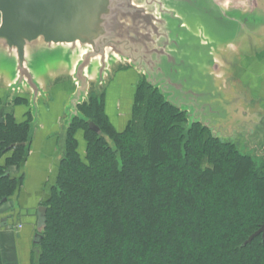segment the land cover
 <instances>
[{"label":"trees","instance_id":"16d2710c","mask_svg":"<svg viewBox=\"0 0 264 264\" xmlns=\"http://www.w3.org/2000/svg\"><path fill=\"white\" fill-rule=\"evenodd\" d=\"M105 93L91 87L78 109L109 141L72 120L44 202L35 264H264V237L243 245L264 225V155L241 152L200 122L188 128L186 113L140 77L131 118L116 130ZM27 116L22 123L11 114L0 121V154L11 151L0 165V204L20 186L6 172L27 157ZM77 130L86 142L83 157Z\"/></svg>","mask_w":264,"mask_h":264},{"label":"water","instance_id":"95a60500","mask_svg":"<svg viewBox=\"0 0 264 264\" xmlns=\"http://www.w3.org/2000/svg\"><path fill=\"white\" fill-rule=\"evenodd\" d=\"M258 24L253 10L234 0H0V85L14 99L28 98L30 141L49 86L71 79L60 160L74 118L100 132L78 105L121 65L184 111L188 128L200 122L215 137L235 144L242 136L249 149L263 154L264 137L252 134L254 121L236 78L238 52L264 36ZM36 213L34 246L42 239L46 207L40 205ZM259 235L264 237V225L243 245Z\"/></svg>","mask_w":264,"mask_h":264},{"label":"crops","instance_id":"0c3cea01","mask_svg":"<svg viewBox=\"0 0 264 264\" xmlns=\"http://www.w3.org/2000/svg\"><path fill=\"white\" fill-rule=\"evenodd\" d=\"M231 3L233 0H227ZM244 10L252 9L259 28L264 30V0H234ZM264 33V32H263ZM236 78L240 92L251 111L254 131L264 137V36L244 45L238 52ZM139 75L132 69L117 70L105 93V113L116 130H123L130 119L135 83ZM74 85L64 77L49 86L47 102L40 101L25 161L8 166L7 172L20 178V186L0 204V255L2 264H35L33 238L37 229V208L44 205L55 183L62 155L65 108ZM14 102L12 94L0 85V121L11 114L17 123L32 121L28 98ZM24 99V101H23ZM82 138V132H79ZM256 136V135H255ZM11 151L0 154L5 166ZM4 221V222H3ZM5 223V224H3ZM21 225V228L17 226Z\"/></svg>","mask_w":264,"mask_h":264},{"label":"rangeland","instance_id":"374dc122","mask_svg":"<svg viewBox=\"0 0 264 264\" xmlns=\"http://www.w3.org/2000/svg\"><path fill=\"white\" fill-rule=\"evenodd\" d=\"M218 64V66H219V68H217L216 69V72H218V71H220V73L218 74V76L221 74V64L218 62L217 63ZM116 74V72H114L113 73V75H115ZM217 74V73H216ZM105 82H106V84L104 85V87H103V89H105V91L107 92V95H108V98H109V94H110V92H109V90H108V88H109V86H110V83H111V78L110 77H107L106 78V80H105ZM233 86H235V84L234 83H232V82H230ZM136 84H137V82L135 83V86H136ZM218 85H219V81H218V83H217ZM230 84V85H231ZM233 89H235V88H233ZM135 91V90H134ZM233 91H235V90H233ZM109 93V94H108ZM236 94H235V92L232 94V98H234V100H235V102H236ZM238 101V100H237ZM239 102V101H238ZM237 102V103H238ZM234 109V108H233ZM237 110V109H236ZM131 112H132V107H131ZM130 118H131V116H130ZM3 120H4V118H3ZM2 120V121H3ZM235 125V124H234ZM114 127V126H113ZM115 128V127H114ZM79 132H80V130H77L76 132H75V138H76V141H77V147H76V150H77V152H78V154L81 156V157H83L84 156V152H85V149H86V142H85V140H84V138H83V133H82V138L81 137H79L78 135H79ZM238 139V142L236 143L237 144V146H238V148L240 149V151L241 152H243V153H246V154H250V155H255V150H252V149H249V146H248V144H246L245 143V139L241 136V137H238L237 138ZM236 139V140H237ZM260 146V145H259ZM259 157V156H258ZM260 158V157H259Z\"/></svg>","mask_w":264,"mask_h":264},{"label":"built area","instance_id":"2783aa9c","mask_svg":"<svg viewBox=\"0 0 264 264\" xmlns=\"http://www.w3.org/2000/svg\"><path fill=\"white\" fill-rule=\"evenodd\" d=\"M0 225H1V219H0ZM18 228H21V225L17 226Z\"/></svg>","mask_w":264,"mask_h":264}]
</instances>
